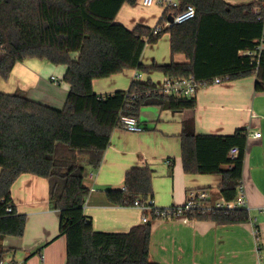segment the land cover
Masks as SVG:
<instances>
[{"label": "trees", "instance_id": "trees-1", "mask_svg": "<svg viewBox=\"0 0 264 264\" xmlns=\"http://www.w3.org/2000/svg\"><path fill=\"white\" fill-rule=\"evenodd\" d=\"M137 1L0 0V80H8L19 63L39 60L66 67L64 82L70 86L63 110L32 101L23 91H0V260L7 253L4 239L23 237L27 225L26 216L16 210L12 188L22 175H33L49 182L50 204L61 217L59 234L67 239V264H157L150 259L152 222L158 220L153 212L147 224L127 234L94 230L84 212L90 190L84 183L87 172L81 158L92 169L100 168L122 115L138 117L145 107L193 115L196 98L156 94L150 82H133L127 91L99 96L95 80L129 70L194 77L209 86L218 77L230 81L256 76V90L264 92V58L240 54L254 50L264 37V0L240 6L224 0H179L180 9H166L164 19L188 5L196 8L195 19L157 35L151 27L138 25L130 31L116 22L122 7L135 6ZM164 33L170 34L172 55L184 54L188 64H142L147 45L158 43ZM148 91L152 95L147 96ZM133 93L138 94L134 102ZM248 136L246 130L226 137L199 136L194 119L185 120L181 135L185 173L222 175L221 195L226 202H235ZM235 147L239 156L232 159L230 151ZM106 195L122 207L154 200L153 173L149 167L132 169L124 189L108 190ZM187 218L232 226L249 222V213L243 209Z\"/></svg>", "mask_w": 264, "mask_h": 264}, {"label": "crops", "instance_id": "crops-1", "mask_svg": "<svg viewBox=\"0 0 264 264\" xmlns=\"http://www.w3.org/2000/svg\"><path fill=\"white\" fill-rule=\"evenodd\" d=\"M224 1L240 6L257 0ZM164 13L161 6L146 8L143 0H138L135 6L125 4L116 22L130 31L138 25L156 28L160 22L164 24ZM141 61L146 67L189 63L184 54L172 55L169 33H164L158 43L147 45ZM66 71L64 66L45 61L19 63L8 80H0V91L5 94L23 91L32 101L63 110L70 92V86L64 82ZM52 77L60 84L53 83ZM165 77L158 72L129 70L95 80L93 86L96 94L106 96L129 90L133 82L161 86ZM256 83V76H247L200 89L194 97L197 105L193 115L145 107L136 117L143 132L115 129L100 168L92 169L87 159L81 158L87 172L84 183L90 190L84 212L94 230L127 234L144 224L140 209L113 205L106 195L108 190L124 189L126 174L135 168L149 167L152 171L156 208L181 207L188 193L196 190L208 192L211 206L224 201L222 175L186 174L184 171L181 135L184 121L193 118L199 136L226 137L238 130L248 132L242 184L249 222L218 226L213 221L155 220L150 259L157 264H264V92L256 90ZM255 134L261 137L253 136ZM12 196L17 212L26 216L27 225L23 237L4 239L5 261L9 264H67V239L59 234L61 217L50 204L48 180L22 175L12 188ZM255 228L260 234L259 250Z\"/></svg>", "mask_w": 264, "mask_h": 264}, {"label": "built area", "instance_id": "built-area-1", "mask_svg": "<svg viewBox=\"0 0 264 264\" xmlns=\"http://www.w3.org/2000/svg\"><path fill=\"white\" fill-rule=\"evenodd\" d=\"M155 5L162 6L165 10H179L181 4L179 0H143V6L146 8H151ZM197 15V10L193 5H188L182 12L179 14H174L170 12V15L165 19L164 24L157 26L154 28V35L161 33L167 28H171L176 25L185 24L193 19H195ZM242 56L247 57H255L258 59L264 58V37L262 40L257 42V47L254 50L242 51L240 52ZM52 82L56 85H59L60 82L55 77H52ZM229 78H216L213 83L222 84L224 82H228ZM209 86V83L198 82L194 77L188 78H170L165 77L163 84L161 86H155V93L161 94L166 97H177L182 99H190L194 98L198 91L202 88H206ZM147 96L152 95V91L146 92ZM138 98V94L133 93L130 97L132 102H134ZM131 108V105L128 106ZM120 125L121 127L131 133H140L143 132V127L140 125L139 121L136 117L122 115L120 117ZM255 137H261V134L253 135ZM239 156V149L237 147L233 148L230 151V157L235 159ZM209 194L206 190H196L188 193L186 203L181 207H172L160 209L156 208L154 205V200L150 199L146 203H141L140 200H136L134 203L135 208L140 209L143 212V223L147 224L150 221V212H153L155 216H157L158 220H189L187 217L190 214H214L217 212H233L236 210H248V204L246 200V194L243 184L239 186V197L233 203H228L225 200L221 203H218L214 206L209 205ZM9 212H12V208L8 209ZM254 224L256 223L253 222ZM255 227V225H254ZM255 239L257 242L258 250L260 248V234L258 230L255 228L254 231ZM0 264H9L5 259L0 260Z\"/></svg>", "mask_w": 264, "mask_h": 264}, {"label": "rangeland", "instance_id": "rangeland-1", "mask_svg": "<svg viewBox=\"0 0 264 264\" xmlns=\"http://www.w3.org/2000/svg\"><path fill=\"white\" fill-rule=\"evenodd\" d=\"M160 6V5H159ZM162 7V6H161ZM163 8V7H162Z\"/></svg>", "mask_w": 264, "mask_h": 264}]
</instances>
